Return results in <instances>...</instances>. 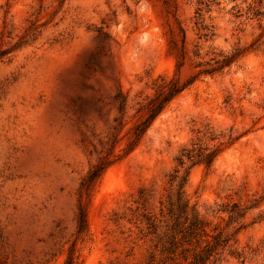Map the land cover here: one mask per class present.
I'll list each match as a JSON object with an SVG mask.
<instances>
[{
	"label": "rangeland",
	"instance_id": "rangeland-1",
	"mask_svg": "<svg viewBox=\"0 0 264 264\" xmlns=\"http://www.w3.org/2000/svg\"><path fill=\"white\" fill-rule=\"evenodd\" d=\"M0 54L6 264H145L141 212L181 178L212 223L210 205L248 207L234 243L246 259L220 264H264V0H0ZM161 78L184 88L137 135ZM197 144L219 145L213 164L178 165Z\"/></svg>",
	"mask_w": 264,
	"mask_h": 264
},
{
	"label": "trees",
	"instance_id": "trees-1",
	"mask_svg": "<svg viewBox=\"0 0 264 264\" xmlns=\"http://www.w3.org/2000/svg\"><path fill=\"white\" fill-rule=\"evenodd\" d=\"M250 9L257 14L260 13L257 8L250 7ZM229 59L230 57L224 56L222 66L227 65ZM161 79V82H158L160 90H155L154 95L149 99L146 118L135 127L137 135L144 132L151 121L184 88V85L172 80ZM124 104L125 99L119 103L120 110H123ZM120 122L118 121L117 124ZM219 151V145L182 148L176 160L180 166L188 160L191 164L201 163L210 167ZM108 165L106 154L90 167L80 182L81 194L90 191ZM176 177L177 174L172 179ZM182 182L181 178L177 183V189L169 195L166 203L161 202L158 213L147 211L145 208L141 212L149 230L147 233L153 235L152 247L145 264H220L225 252L241 262L245 261L247 251L238 249L234 243L237 232L245 225L243 219L248 207L242 206L239 201H223L210 205V212L217 218V221L212 223V220L203 217L195 207L189 206L183 196ZM77 219L79 229L84 228L87 219L82 202L78 204ZM0 264H6L1 254Z\"/></svg>",
	"mask_w": 264,
	"mask_h": 264
}]
</instances>
